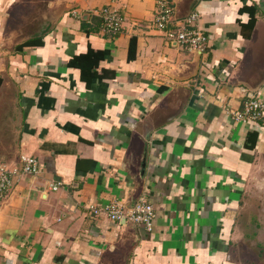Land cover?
Here are the masks:
<instances>
[{
	"label": "crops",
	"instance_id": "crops-1",
	"mask_svg": "<svg viewBox=\"0 0 264 264\" xmlns=\"http://www.w3.org/2000/svg\"><path fill=\"white\" fill-rule=\"evenodd\" d=\"M159 1L0 0V163L40 164L0 197V264H264V116H231L264 98V0H167L204 51L150 25ZM22 2L40 9L9 29ZM89 48L94 72L68 65ZM141 196L151 230L90 209Z\"/></svg>",
	"mask_w": 264,
	"mask_h": 264
},
{
	"label": "built area",
	"instance_id": "built-area-1",
	"mask_svg": "<svg viewBox=\"0 0 264 264\" xmlns=\"http://www.w3.org/2000/svg\"><path fill=\"white\" fill-rule=\"evenodd\" d=\"M99 13L102 17V30L111 34L121 31L122 17L118 11L107 6ZM174 13V7L169 1H159L150 25L161 31L168 41L174 40L189 50L204 51L208 45V35L196 24L198 12H191L181 21L175 18ZM231 116L235 121L260 120L264 116V98L254 91L245 89L241 108L233 111ZM39 171L40 164L33 155H20L16 167L12 169L5 162L0 163V197L11 193L17 176L37 174ZM60 185L61 182L54 180L50 181L48 186L50 189L56 190ZM90 209L95 214L102 212L114 221L123 219L141 224L147 230H151L155 216L154 207L145 196L139 197L131 206L113 201L103 206L91 205Z\"/></svg>",
	"mask_w": 264,
	"mask_h": 264
},
{
	"label": "trees",
	"instance_id": "trees-1",
	"mask_svg": "<svg viewBox=\"0 0 264 264\" xmlns=\"http://www.w3.org/2000/svg\"><path fill=\"white\" fill-rule=\"evenodd\" d=\"M37 37V35L33 36ZM40 38V36L38 37ZM39 41V40H38ZM30 41H27V43ZM132 42L134 43V40L131 39V50H132ZM25 43V42H24ZM25 44H20L17 47H20ZM103 53L101 50H94L92 48H89L86 53L79 54L71 58L68 62L69 66L78 67L81 69V71H88L90 73L95 71V67L98 66L99 61L102 59ZM2 82V79L0 78V84Z\"/></svg>",
	"mask_w": 264,
	"mask_h": 264
},
{
	"label": "rangeland",
	"instance_id": "rangeland-1",
	"mask_svg": "<svg viewBox=\"0 0 264 264\" xmlns=\"http://www.w3.org/2000/svg\"><path fill=\"white\" fill-rule=\"evenodd\" d=\"M18 9H19V11L18 10L16 11L17 14L15 15L14 19L11 21V24H9V29H17V30L21 29V28L25 29L24 22L27 20L30 21V19H33L34 16L39 11L38 9H40V8L38 6V3L29 4L28 2H22L21 5L18 7ZM29 21H28V23H29ZM244 209H245V212L248 213L249 208L247 206H245ZM250 222H251V220H250ZM245 225L247 227L248 224H245ZM252 229H254V228L253 227L251 228L250 226H248V230H252ZM248 230H245L244 232L246 233V232H248ZM250 237L253 238L252 235H250ZM257 246H259V245H257Z\"/></svg>",
	"mask_w": 264,
	"mask_h": 264
},
{
	"label": "water",
	"instance_id": "water-1",
	"mask_svg": "<svg viewBox=\"0 0 264 264\" xmlns=\"http://www.w3.org/2000/svg\"><path fill=\"white\" fill-rule=\"evenodd\" d=\"M56 17H57V16L54 15V16H52L51 18H49V19H48L49 23H50V24H53V23L55 22ZM16 119H17V126L19 127L20 124H21V111H20V109H17V117H16ZM15 133H16V136H17V134H18V129L15 131Z\"/></svg>",
	"mask_w": 264,
	"mask_h": 264
}]
</instances>
